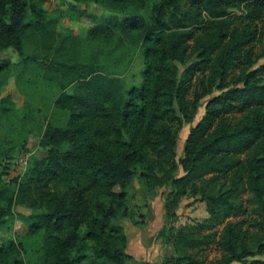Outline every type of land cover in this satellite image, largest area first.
<instances>
[{"label":"trees","instance_id":"trees-1","mask_svg":"<svg viewBox=\"0 0 264 264\" xmlns=\"http://www.w3.org/2000/svg\"><path fill=\"white\" fill-rule=\"evenodd\" d=\"M72 1L113 14L68 4L66 16L93 25L81 39L58 33L55 17L37 2L0 0V52L10 49L24 68L41 69L43 82L58 92L55 110L66 117L62 126L46 125L39 141L44 154L28 162L18 198L0 192V219L30 201L38 213L28 218V235L43 239L39 264H126L133 258L117 222L129 218L127 189L137 177L154 194L170 186L164 212L189 197L205 204L207 220H225L216 259L207 263L200 253L215 236L189 228L167 236L173 254L161 264H264L256 259L264 256V64L254 67L253 57L264 36V0H158L149 10L147 0ZM239 9L244 23L232 21ZM29 39L49 56L25 55ZM105 43L114 50L139 44V85L126 88L114 63L109 69L86 57V44ZM11 66L3 59L0 73ZM235 67L242 71L229 84ZM206 97L178 158L181 128ZM219 178L229 179V187L208 194L205 187ZM242 192L249 208L236 202ZM8 250L0 248V264H9Z\"/></svg>","mask_w":264,"mask_h":264},{"label":"rangeland","instance_id":"rangeland-1","mask_svg":"<svg viewBox=\"0 0 264 264\" xmlns=\"http://www.w3.org/2000/svg\"><path fill=\"white\" fill-rule=\"evenodd\" d=\"M39 3L48 14L56 19V30L58 33H73L81 39H85L88 31L93 27L88 19L75 20L65 15L67 5H75L78 9L87 11L98 16L113 14L106 8L96 4H76L72 0L61 2L60 0H28ZM158 0H147V10ZM147 12V11H146ZM232 21L235 23L245 22V12L241 9L232 11ZM112 44L88 45L84 46V53L88 59L98 60L108 63L109 69L115 64V70L126 88L132 85H139L142 82V72L144 70V59L139 44H127L124 48ZM24 53L27 56H36L46 59L49 52L36 40L29 39L25 42ZM255 66L264 64V36L257 39L254 49ZM8 59L12 66L0 73V192H5L6 196L12 194L18 198V184L27 178L28 162L33 157H41L44 151L39 147V141L48 123L62 126L65 122V115L57 112L54 108V101L58 96L55 88L48 87L42 79L43 72L36 65L27 68L21 64L20 57L12 50L0 52V61ZM183 67H180V73ZM242 71L240 67H235L230 72L228 79L231 80ZM264 82V75L260 76ZM74 85L67 88V93H71ZM219 90H214L213 95L219 94ZM210 97L202 99L194 120L190 124H184L179 133L177 145V157L180 158L183 152V145L189 130L194 127L203 114L205 106ZM3 102V103H2ZM11 108V112L9 109ZM9 112V113H8ZM26 159L25 165L22 161ZM182 174V171H179ZM209 177L204 178V186ZM230 180L219 178L211 183L206 191L210 195H216L221 189H226L230 185ZM146 187L139 178H134L127 189L126 206L129 209V218L121 219L117 224L124 226L129 224V220L146 221L150 215L156 216L163 224L161 234L154 236L152 240L158 246L157 263L161 264L166 254L168 245L166 238L171 233L190 231L189 228L202 229L203 235H213L215 240L208 245H204L200 252L207 263L219 256L216 251L217 237L221 232L225 220L223 218L207 220L210 217L206 211L205 204L196 199L183 198L175 210L164 212L159 209L160 205L169 201L170 186H165L156 190V194L144 191ZM242 204L249 208V196L246 192L241 193ZM162 202V204H161ZM30 201H26L23 206H14L11 214L0 219V248L9 246V264H39L42 255V236L28 235V218L38 213L28 206ZM160 210V211H159ZM175 213V214H173ZM173 214V215H172ZM229 220H234L231 218ZM125 224V225H124ZM198 225V226H197ZM169 237V236H168ZM159 238V239H158ZM161 239V240H160ZM159 242V244H158ZM172 247V246H171ZM256 259L264 260V256H257ZM251 259L246 262L235 264H250Z\"/></svg>","mask_w":264,"mask_h":264},{"label":"crops","instance_id":"crops-1","mask_svg":"<svg viewBox=\"0 0 264 264\" xmlns=\"http://www.w3.org/2000/svg\"><path fill=\"white\" fill-rule=\"evenodd\" d=\"M159 209L163 211L164 216L163 204L160 205ZM160 222V219L156 218V216L150 215L146 221L130 219L129 224H124L127 230L122 226L123 223L120 224L124 229L127 239L126 253L133 258L126 264H157L158 259H156V256L158 253L156 249H158V246H155V242L152 238L157 236L162 229L163 224ZM165 252L168 254L167 257L173 254L171 245H168Z\"/></svg>","mask_w":264,"mask_h":264},{"label":"built area","instance_id":"built-area-1","mask_svg":"<svg viewBox=\"0 0 264 264\" xmlns=\"http://www.w3.org/2000/svg\"><path fill=\"white\" fill-rule=\"evenodd\" d=\"M22 162H23L25 165L27 164V160H26V159H24Z\"/></svg>","mask_w":264,"mask_h":264}]
</instances>
